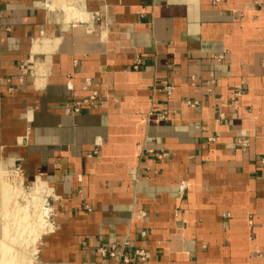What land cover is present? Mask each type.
Segmentation results:
<instances>
[{"label":"crops","instance_id":"obj_1","mask_svg":"<svg viewBox=\"0 0 264 264\" xmlns=\"http://www.w3.org/2000/svg\"><path fill=\"white\" fill-rule=\"evenodd\" d=\"M0 160L52 196L33 264H264V0H0Z\"/></svg>","mask_w":264,"mask_h":264},{"label":"rangeland","instance_id":"obj_2","mask_svg":"<svg viewBox=\"0 0 264 264\" xmlns=\"http://www.w3.org/2000/svg\"><path fill=\"white\" fill-rule=\"evenodd\" d=\"M53 212L45 185L17 162L0 160V264H33Z\"/></svg>","mask_w":264,"mask_h":264},{"label":"built area","instance_id":"obj_3","mask_svg":"<svg viewBox=\"0 0 264 264\" xmlns=\"http://www.w3.org/2000/svg\"><path fill=\"white\" fill-rule=\"evenodd\" d=\"M221 57V56H219ZM173 87L171 85L165 84L163 86V90L169 96L172 92ZM94 96H90L88 98L83 99L82 101L75 102L73 105V111H78L79 107L82 103H93ZM238 144L241 146H246V140L239 139ZM163 155V154H161ZM126 242H122L118 245H110L109 247H99L98 251L102 256H108L113 259V264H130V256L126 253ZM134 256L138 259V261L142 264L146 263L149 258V254L146 250L142 248H137L134 250Z\"/></svg>","mask_w":264,"mask_h":264},{"label":"bare ground","instance_id":"obj_4","mask_svg":"<svg viewBox=\"0 0 264 264\" xmlns=\"http://www.w3.org/2000/svg\"><path fill=\"white\" fill-rule=\"evenodd\" d=\"M68 1H70V0H68ZM80 1V0H79ZM67 3H69V2H67ZM67 6V5H66ZM66 8V7H65ZM66 11H68V8H66Z\"/></svg>","mask_w":264,"mask_h":264}]
</instances>
